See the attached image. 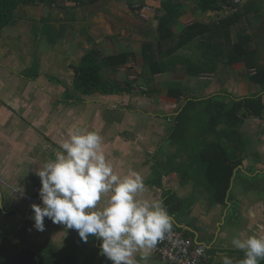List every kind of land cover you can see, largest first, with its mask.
Masks as SVG:
<instances>
[{
    "label": "crops",
    "instance_id": "1",
    "mask_svg": "<svg viewBox=\"0 0 264 264\" xmlns=\"http://www.w3.org/2000/svg\"><path fill=\"white\" fill-rule=\"evenodd\" d=\"M163 1L99 0L94 4L68 2L67 6L60 8L73 14L70 18L59 16L58 9L54 10V7L59 8L57 5L35 4L42 6L41 16L37 19L40 23L41 48L44 46L45 51H51L55 45L61 44L63 48L60 51L58 49L61 65L55 66L53 71L42 70L47 58L41 57V52L36 48L25 69H29L27 74H34L33 69L37 68L39 75L33 77L19 72V76L23 78L20 80L21 84L2 82L0 85V175L6 180L0 182V242L9 252L15 254L24 248H30L57 264H112L111 260L101 254V241L96 237L89 236L87 242H84L75 229L54 224L47 217L44 219L45 230H36L31 205H42V201L31 202L25 196L40 197L39 192L35 191V187L41 188L37 170L61 151L60 144L67 138L69 129L79 126L100 134L104 153L116 174L124 175L134 170L144 178L145 191L141 194L142 198L163 199L172 220L171 229L185 234L190 231L193 233L190 237L207 245L208 251L203 262L222 264L223 257L227 255L233 259L234 264H239V260L243 258V253L242 258H239L240 254L226 251L222 245L216 246L215 239L210 243L200 239V228L208 227L210 218L216 221L214 224H220L218 216L208 214L210 211H217L219 206L223 208V215L232 202L236 205L246 199L252 203L264 202V179L260 184L247 189L260 190L263 194L254 197L252 193L242 190L236 195L237 199L232 195L239 171L248 170L250 175L263 173L264 159H256L252 154L243 155V152H248L244 148L248 146L250 134H245L242 130L243 133L234 138L237 146L235 153L242 161L235 168L232 177L228 192V200L231 201H228L229 206L226 208L220 202L212 205V195L205 176L200 174L196 177L192 174L189 181L182 182V173L193 172V167L189 164L193 150L176 142L173 131L177 116L189 99L217 97L229 100L262 95L264 100V90L260 84L245 78V73L248 72L246 63L239 61L230 66L225 64L221 38L211 41V44L216 41L213 45L199 44L198 40L189 42L179 47L174 56L171 54V49L190 24L195 21L213 23L238 12L241 7L237 10L223 7L220 11L204 12L194 0H181L184 13L172 29L176 38L159 44L158 14ZM247 1L252 2L253 11L260 12V20L256 21L258 16L247 10L241 13L239 25H245L251 30V47L256 48L260 62L264 63V44L260 41L258 43L256 37L258 30H264V0H242V3ZM77 14L79 19H75ZM75 26L79 27V33H74L75 37L68 36L59 40L65 28L70 30ZM11 27L12 25L5 30L9 31ZM205 37L209 38L208 33L200 38L201 42H208ZM146 42L152 44L153 58L155 56V60L160 61L163 68L152 76L148 69L145 70ZM94 44L106 56L122 53L129 55L124 65L106 67L104 70V78L117 84L115 93L82 95L74 86L75 73L81 59ZM198 46L200 49H197ZM209 46L211 58L218 61L216 70L202 71L199 75L192 73L198 67L189 66L191 60L201 58L203 61L209 55ZM25 57L28 61L26 52ZM54 71L60 72L63 77L51 73ZM71 74L72 83L66 81V77ZM127 81L132 82L133 89ZM39 82L42 84L32 86ZM172 90L182 95L171 96ZM32 91H35L33 96ZM256 119L264 124V118L249 116L242 127L251 121L256 122ZM173 165L174 169L171 168ZM181 168L183 170L179 171ZM162 173L164 174L160 176ZM102 204L103 200L100 206ZM198 205H205L207 208L201 217L192 210L193 206ZM240 231L242 233V224ZM242 237L246 238L243 234ZM147 264L169 263L152 249Z\"/></svg>",
    "mask_w": 264,
    "mask_h": 264
},
{
    "label": "trees",
    "instance_id": "2",
    "mask_svg": "<svg viewBox=\"0 0 264 264\" xmlns=\"http://www.w3.org/2000/svg\"><path fill=\"white\" fill-rule=\"evenodd\" d=\"M99 0H0V33L5 28L13 25L16 20V10L21 5L45 4L67 6L68 2L74 4H94ZM199 9L204 12L220 11L223 5L231 0H194ZM133 5V3H130ZM252 2H245L238 12L231 13L219 18L209 24L198 21L190 24L178 39V42L171 49L172 56L179 47L198 40V43L211 44L210 42L221 38L223 40V60L227 66L236 62H244L248 72L245 78L260 84L264 90V63L260 62L259 53L251 43L253 34L245 25H239L240 15L249 10L255 16L261 15L260 12L253 11ZM143 5V4H142ZM158 14V43L167 42L176 38L173 26L184 13V5L181 0H164L159 8ZM247 17V16H246ZM249 20V19H245ZM251 22V21H250ZM208 33V42H201L200 38ZM178 37V36H177ZM236 37V40H234ZM216 42V41H215ZM212 43L216 44V43ZM197 49H200L198 46ZM197 51V50H196ZM209 55L199 60L192 59L189 66L198 67L192 73L199 75L202 71H215L217 60L210 56L211 46L208 50ZM145 70L152 76L163 70L161 62L153 58V49L150 42L144 43ZM170 55V54H169ZM163 58L164 55H161ZM129 59L127 53L118 55H104V53L94 44L82 57L81 62L75 73L74 86L82 95H92L96 93L111 94L115 93L117 87L104 78L106 67L116 68L124 65ZM166 66V64L164 65ZM252 69V71H251ZM35 71V72H34ZM25 75L37 77V68L33 69L34 74ZM57 81H59L57 79ZM133 89L131 81L126 82ZM130 90V89H129ZM69 96V94H67ZM171 96H180L173 90ZM249 116L264 118V100L262 95H251L241 99H218L210 97L206 99H189L177 116V124L174 127L173 139L180 145L193 150L190 155V165L193 172L182 173V182L189 181L191 175L198 177L200 174L207 178L209 191L212 195V205L220 202L224 208L228 207V192L231 187L232 177L235 168L240 164L242 158H238L235 149L237 148L234 138L240 136L242 125ZM184 148V147H182ZM173 160V159H172ZM174 165L171 167L174 169ZM183 169H179L182 171ZM164 173L160 174L162 176ZM194 178V177H193ZM227 199V200H226ZM236 205L231 204V207ZM229 209V208H228ZM177 210V208H176ZM193 233L186 232L187 236ZM0 264H57L54 260H46L42 253L30 248H24L20 252L11 253L6 246L0 242ZM259 264H264L261 260Z\"/></svg>",
    "mask_w": 264,
    "mask_h": 264
},
{
    "label": "clouds",
    "instance_id": "3",
    "mask_svg": "<svg viewBox=\"0 0 264 264\" xmlns=\"http://www.w3.org/2000/svg\"><path fill=\"white\" fill-rule=\"evenodd\" d=\"M60 149L36 172L42 205H31L35 229L44 231L47 217L75 229L84 242L89 236L100 239V252L112 264H147L151 250L172 227L163 199L142 198L144 178L134 170L116 174L94 130L69 129ZM231 243L243 253L239 264L264 260V236L237 235ZM222 264L234 261L225 255Z\"/></svg>",
    "mask_w": 264,
    "mask_h": 264
},
{
    "label": "rangeland",
    "instance_id": "4",
    "mask_svg": "<svg viewBox=\"0 0 264 264\" xmlns=\"http://www.w3.org/2000/svg\"><path fill=\"white\" fill-rule=\"evenodd\" d=\"M24 7L26 9H24ZM61 6L54 7L58 9L59 16L71 17L73 14L66 12V9L60 8ZM42 6L36 5H22L21 8L17 9L16 22L12 25L9 31L5 29L1 31L0 34V85L2 82H13L15 84H21L20 80L23 79L19 75L25 73V66L28 65L30 56L33 55V51L37 48L41 52V57L47 58L42 70L53 71L57 65H61L59 58V51L63 48V45H55L51 51H45L44 46L41 48L40 42V23H38V18L41 16ZM62 14V15H61ZM22 19V20H21ZM27 19V20H24ZM75 19H79V14L75 16ZM256 21H259V16L256 17ZM5 32V33H4ZM79 33V27L75 26L74 28L68 30L64 29L59 37V40H63L68 36H74ZM5 34V35H4ZM257 41L263 45L264 44V30L257 31ZM59 49V51H58ZM25 52L28 55V61L25 57ZM7 70L9 73H7ZM3 71L5 73H3ZM20 72V74H19ZM17 73L18 75L12 74ZM55 75L63 77L60 72H51ZM9 74V75H8ZM11 77V78H10ZM66 81H73L72 74L66 77ZM12 80V81H11ZM42 82H39L33 87L39 86ZM40 88L37 89L39 91ZM32 96L35 94V91H32ZM24 95V94H23ZM24 99V98H22ZM251 121L242 127V130L245 134H250L248 136V146L244 150L248 151L247 153L243 152V155H254L256 159H264V124L259 119H256V122ZM260 150L262 152H260ZM260 152V153H256ZM261 156V157H259ZM251 171V168L249 169ZM248 170H240L236 176L235 183L232 188V195L236 198V195L244 190V192H250L255 197L258 194H263L259 192L260 190H247L253 185H258L260 182H263L264 172L254 173L250 175L247 173ZM256 177V178H255ZM260 179V180H259ZM246 180L243 184V181ZM247 197L246 195H243ZM263 197V195H262ZM260 197V198H262ZM258 198V199H260ZM237 199V198H236ZM238 202L240 200L238 199ZM237 203V202H236ZM198 217H201L207 211L205 205L193 206V209ZM223 208L219 206L217 211H210L208 214L215 217L218 216L220 224L214 222L213 218H210L211 223L206 228H200V239L206 240L210 243L215 239V245H222L229 252H236L240 254L239 258H242V252L239 249H236L231 241L234 237L239 235L241 238L242 234L247 237L248 235H257L264 236V202L261 203H252L248 199L244 202L237 204L236 206H230L228 211L223 213ZM222 215V216H221ZM217 218V219H218ZM203 219V218H202ZM208 219V218H207ZM204 220V224L206 223ZM242 224V233L240 227ZM261 234V235H260Z\"/></svg>",
    "mask_w": 264,
    "mask_h": 264
},
{
    "label": "built area",
    "instance_id": "5",
    "mask_svg": "<svg viewBox=\"0 0 264 264\" xmlns=\"http://www.w3.org/2000/svg\"><path fill=\"white\" fill-rule=\"evenodd\" d=\"M242 0H231L224 7L228 10H237L242 6ZM0 182H6L0 175ZM39 192V187H35ZM31 202H41L37 195H25ZM154 252L169 264H206L203 262L207 255L208 247L205 243L198 242L187 236L183 231L171 229L160 240Z\"/></svg>",
    "mask_w": 264,
    "mask_h": 264
}]
</instances>
